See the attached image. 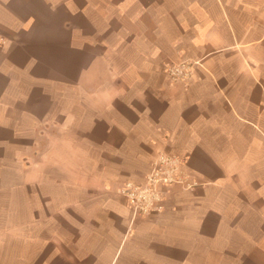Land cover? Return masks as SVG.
I'll use <instances>...</instances> for the list:
<instances>
[{
  "label": "crops",
  "instance_id": "crops-1",
  "mask_svg": "<svg viewBox=\"0 0 264 264\" xmlns=\"http://www.w3.org/2000/svg\"><path fill=\"white\" fill-rule=\"evenodd\" d=\"M61 14L74 74L41 81L6 21ZM160 151L198 185L134 215ZM0 264H264V0H0Z\"/></svg>",
  "mask_w": 264,
  "mask_h": 264
},
{
  "label": "built area",
  "instance_id": "built-area-1",
  "mask_svg": "<svg viewBox=\"0 0 264 264\" xmlns=\"http://www.w3.org/2000/svg\"><path fill=\"white\" fill-rule=\"evenodd\" d=\"M165 71L173 80H182L189 74V67L180 63ZM184 165L182 157L160 151L143 180L125 181L116 191L125 198L134 215L158 213L162 211L170 189L191 190L198 185V181L184 170Z\"/></svg>",
  "mask_w": 264,
  "mask_h": 264
},
{
  "label": "rangeland",
  "instance_id": "rangeland-1",
  "mask_svg": "<svg viewBox=\"0 0 264 264\" xmlns=\"http://www.w3.org/2000/svg\"><path fill=\"white\" fill-rule=\"evenodd\" d=\"M29 13H32L29 11ZM16 18V17H15ZM7 19V24H16L19 22L26 23L31 29L40 26V80L49 81L53 77H67L74 74V69L69 67L68 53L70 49L71 38L75 35L70 34L67 28L63 26L70 22V18L57 15L55 18H40L39 21L35 17H17L16 19ZM49 26V27H48ZM5 31L1 32V39L5 38ZM84 37V34L78 35ZM94 47L100 48V34H93ZM60 61V62H59ZM35 118L40 120V115ZM27 144V143H26ZM36 202V198H34ZM40 200V197H39ZM33 214V222H37L36 213ZM14 216H18L17 214ZM19 221H17L18 223ZM20 223V222H19ZM40 223V222H39ZM19 234V233H17Z\"/></svg>",
  "mask_w": 264,
  "mask_h": 264
}]
</instances>
